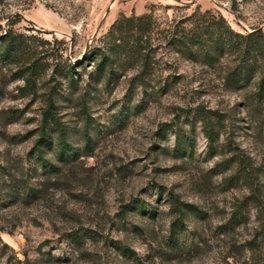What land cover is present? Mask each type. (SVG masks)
Wrapping results in <instances>:
<instances>
[{
    "label": "rangeland",
    "instance_id": "374dc122",
    "mask_svg": "<svg viewBox=\"0 0 264 264\" xmlns=\"http://www.w3.org/2000/svg\"><path fill=\"white\" fill-rule=\"evenodd\" d=\"M144 14V41L113 44ZM218 24L264 29V0H0V35L27 42L0 56V264L264 263L260 74L237 85L238 49L173 44ZM46 111L71 146L46 152L50 173L34 159Z\"/></svg>",
    "mask_w": 264,
    "mask_h": 264
},
{
    "label": "trees",
    "instance_id": "16d2710c",
    "mask_svg": "<svg viewBox=\"0 0 264 264\" xmlns=\"http://www.w3.org/2000/svg\"><path fill=\"white\" fill-rule=\"evenodd\" d=\"M216 25V24H215ZM154 23L151 16L132 15L123 16L111 26L109 34L112 35L113 44H140L144 41V37L153 29ZM218 31L215 34L207 32H199L193 30L183 31L181 36L174 40L173 44H216L214 52L226 47L231 49H238L240 52V62L230 71L228 78L237 85L245 86L251 83L255 75L260 74L258 81L259 96L264 95V29L256 28L250 32L240 33L234 31L230 26L217 25ZM22 35H14L12 31H7L0 35V42L3 44L0 47V56L3 58L14 57L20 51L24 50L26 40ZM132 41V42H131ZM209 41V42H208ZM206 55L211 52L206 51ZM107 57H103L102 61L98 63L97 71L104 72L105 62ZM72 66V65H70ZM71 72H74L73 66ZM56 133V145L51 139L50 133ZM177 138L180 140V135L176 132ZM206 134L209 140L214 139V126L211 123H206ZM56 151L57 157L61 160H67L71 156V146L67 139V132L52 113L46 111L43 117V124L41 127L40 136L37 138L34 146V159L37 165L46 173H50L55 168L50 160L45 158L48 150ZM178 151L183 150V146H177ZM178 200H174V209L178 212V217L172 222L171 233L173 237L177 238L181 231V216L184 215L185 209L178 205ZM74 242L81 241L79 232L71 234ZM264 264V263H262Z\"/></svg>",
    "mask_w": 264,
    "mask_h": 264
}]
</instances>
